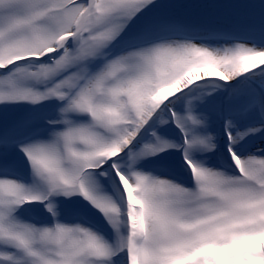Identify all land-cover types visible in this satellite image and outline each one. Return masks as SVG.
Segmentation results:
<instances>
[{
  "label": "snow or ice",
  "instance_id": "6c2138e0",
  "mask_svg": "<svg viewBox=\"0 0 264 264\" xmlns=\"http://www.w3.org/2000/svg\"><path fill=\"white\" fill-rule=\"evenodd\" d=\"M0 264H264V0H0Z\"/></svg>",
  "mask_w": 264,
  "mask_h": 264
}]
</instances>
